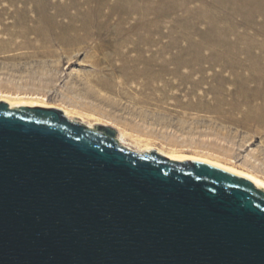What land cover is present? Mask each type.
<instances>
[{"label": "rangeland", "instance_id": "rangeland-1", "mask_svg": "<svg viewBox=\"0 0 264 264\" xmlns=\"http://www.w3.org/2000/svg\"><path fill=\"white\" fill-rule=\"evenodd\" d=\"M5 100L264 181V0H0Z\"/></svg>", "mask_w": 264, "mask_h": 264}, {"label": "water", "instance_id": "water-1", "mask_svg": "<svg viewBox=\"0 0 264 264\" xmlns=\"http://www.w3.org/2000/svg\"><path fill=\"white\" fill-rule=\"evenodd\" d=\"M0 264H264V191L0 102Z\"/></svg>", "mask_w": 264, "mask_h": 264}, {"label": "bare ground", "instance_id": "bare-ground-1", "mask_svg": "<svg viewBox=\"0 0 264 264\" xmlns=\"http://www.w3.org/2000/svg\"><path fill=\"white\" fill-rule=\"evenodd\" d=\"M38 34H39V31L37 29L28 32V35H35V39L33 41H30L31 43H33L34 49H39L40 48V47H38V45H40V43L38 42ZM5 101H7V102H5ZM5 101H0V102L7 103L10 106V108H12V109L19 108V107H45V108H50L45 103L18 102L17 104H15V103H13V102H11L9 100H5ZM65 113L68 115V112H65ZM89 128H91V127H89ZM121 141H123L122 138H121ZM158 153L161 154V155H163V156H165V157H167V158H169V159H171V160H175V161H187V160H189V161H199V162H203V163L209 164L211 166H214V167L223 169V170L228 171V172H230L232 174H235V175H237L239 177H242V178H245V179L249 180L251 183H253L255 185L256 188L261 189V190L264 191V181H262L261 179L255 177L253 175H250V174H247V173L238 171V170H236L234 168L225 166V165L220 164L218 162L211 161V160L206 159V158H200V157H186V158H181V157H178L176 155H168V154H165V153H163L161 151H158Z\"/></svg>", "mask_w": 264, "mask_h": 264}]
</instances>
